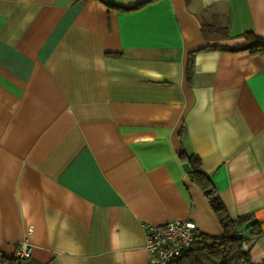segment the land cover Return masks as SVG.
Segmentation results:
<instances>
[{
  "label": "crops",
  "instance_id": "crops-1",
  "mask_svg": "<svg viewBox=\"0 0 264 264\" xmlns=\"http://www.w3.org/2000/svg\"><path fill=\"white\" fill-rule=\"evenodd\" d=\"M106 1L0 0V252L148 264L144 225L221 236L186 154L261 259L264 55L239 48L264 0Z\"/></svg>",
  "mask_w": 264,
  "mask_h": 264
},
{
  "label": "trees",
  "instance_id": "trees-1",
  "mask_svg": "<svg viewBox=\"0 0 264 264\" xmlns=\"http://www.w3.org/2000/svg\"><path fill=\"white\" fill-rule=\"evenodd\" d=\"M99 1L109 9L116 8L106 0ZM218 31L220 38L216 39L228 38L226 27L223 29L219 27ZM242 37L245 40V44L239 49L249 50L252 54L264 55V42L258 40L250 32L242 34ZM204 38L210 40L208 37ZM181 158L189 164L190 180L202 192L222 229V235L207 236L200 234L197 241L170 264H241L242 262H249L248 252L242 250V244L249 242V240L245 239L239 232L244 225L248 228H253L257 225V221L251 222L253 220L252 216L230 218L217 195V190L212 180L201 169L199 158L186 154H182ZM251 232L253 235H258L260 230L251 229ZM0 264H22V261L16 256L6 257L0 252Z\"/></svg>",
  "mask_w": 264,
  "mask_h": 264
},
{
  "label": "built area",
  "instance_id": "built-area-1",
  "mask_svg": "<svg viewBox=\"0 0 264 264\" xmlns=\"http://www.w3.org/2000/svg\"><path fill=\"white\" fill-rule=\"evenodd\" d=\"M145 249L148 253V264H170L182 252L197 241L200 233L196 224L191 220L172 219L163 225H144ZM240 235L243 233L240 231ZM243 236V235H242ZM251 242H244L242 250L248 252ZM29 247L22 244L15 256L25 258L29 256ZM241 264H264V257Z\"/></svg>",
  "mask_w": 264,
  "mask_h": 264
}]
</instances>
